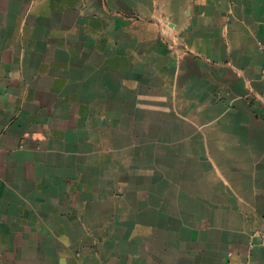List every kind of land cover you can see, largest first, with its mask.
Masks as SVG:
<instances>
[{
  "label": "crops",
  "instance_id": "obj_1",
  "mask_svg": "<svg viewBox=\"0 0 264 264\" xmlns=\"http://www.w3.org/2000/svg\"><path fill=\"white\" fill-rule=\"evenodd\" d=\"M264 0H0V264H264Z\"/></svg>",
  "mask_w": 264,
  "mask_h": 264
},
{
  "label": "built area",
  "instance_id": "obj_2",
  "mask_svg": "<svg viewBox=\"0 0 264 264\" xmlns=\"http://www.w3.org/2000/svg\"><path fill=\"white\" fill-rule=\"evenodd\" d=\"M260 46L264 50V43H261ZM263 77H264V68H263ZM256 236L260 239L261 245L264 246V229L257 231Z\"/></svg>",
  "mask_w": 264,
  "mask_h": 264
}]
</instances>
